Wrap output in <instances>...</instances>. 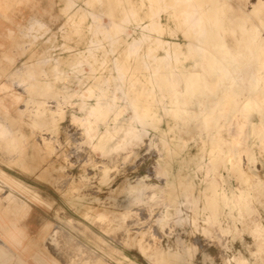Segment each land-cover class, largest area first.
Returning a JSON list of instances; mask_svg holds the SVG:
<instances>
[{
  "label": "rangeland",
  "instance_id": "374dc122",
  "mask_svg": "<svg viewBox=\"0 0 264 264\" xmlns=\"http://www.w3.org/2000/svg\"><path fill=\"white\" fill-rule=\"evenodd\" d=\"M106 1H108V4ZM119 1L123 2L122 0H117V1L116 0H101V2H99L98 0H27L28 4L31 3L35 7L34 8L35 13H34L32 19H30V21H29L30 26H29V24L26 25V27L23 28L22 31H21V29L19 31H16V30L11 31L12 32L11 35L21 36V37H22V35H23V37L25 35V37H26L25 40L27 41V43L28 42L31 43L32 40L34 43H31V44L28 43L26 45V47L28 49L25 48L26 50L23 49L19 53L20 55H24V58L19 62V64L21 66H27L28 69L26 70V73L21 75V76H18V77L13 76L11 78V80L8 79L4 82H7V83L13 82L14 79H18L20 77L22 82L23 81L26 82L25 84L29 85L31 90H32L31 91L30 88L27 86L28 88H27L26 93H24L25 96L23 98H27L28 100H31L32 104H34V105L37 104L36 102H39V100L41 101L42 99H45L46 107L53 109V110H55L57 108H62L66 112L65 113L66 117H60V118H56V119L52 120V121H55L56 122L55 124H57L59 127V133L55 134V139L56 140L59 139L58 138L59 134L62 136L68 134L67 136H70L71 138H73V141H75L73 144L67 145L63 149L55 148V144L51 143L52 147H49V149L52 148L51 150L56 151L57 154L45 156V158L47 159V162L49 160H51V162H52L51 165H53V166L56 165L59 170L61 169V167H63L62 165H64V167L68 171L69 174H68V176L66 175V178H63L64 179L63 181L66 182L69 179L66 183H67V186L68 185H70V186H68L67 188H66V186L64 188H62L61 192H66L67 196L68 197L70 196V198H71V199L70 198L67 199L68 212H74V213L78 212V214L80 215V213H81L80 216L83 217L82 222H83L84 226L82 229H80L78 226H74V223H75L74 221L71 222V221L67 220V222L70 223L69 225H71L72 228H74L73 233H75L74 235H76V237H77V240H76L75 237L73 236L75 241L72 240L74 242L71 241L69 243H71V245L73 243H75V246L79 245L80 240H82L88 244L94 243V241H92V240H94V235L91 237L92 238L91 239L89 237V234L86 233V230H85L87 228L89 230H91L90 229L91 225L94 229L98 230V234L100 235L99 238L101 240L103 238L105 240V242H107L106 244L103 243L104 245H102V246L97 245L98 246V253L97 254L99 255L98 257H96L97 256L96 253L95 252L92 253L90 251V249H83L82 251L78 249V251L76 250L73 252H69V251L62 250V248L68 249V247H65V246L61 247V248H59V250L61 249L60 252L62 254H60V252H59L58 255L63 260L62 263L63 264H77V263L78 264L79 263L80 264H92V263H94L93 261L95 260V264H97V263H99V264H104V263L105 264H108V263L109 264H121V262L124 264H186V263H188V264H224L223 262H225L226 264L228 262H229V264H234V263L236 264V262L233 260V256L239 252L240 254H243V256H246L248 258L247 264H251L252 262H253L252 264H254V263L255 264H263V262H264V253H263L264 252V246L261 250V247H262L261 245H264V242L262 241V240H264V238H263L264 234H263V232H260L259 228L262 227L264 230V227H263V225H264V222H263L264 221V205H263L264 199H257L258 202H256V199L254 197H252L253 200H255L254 202H256V203L253 202L252 198L246 199L247 203L245 202V205L248 207H245L244 201H241L239 199L238 200L233 199V195L235 193H237V194L240 193V190H238V187H239L238 185H240L241 181H240L239 170H237L236 168L234 169L231 166V164H229L228 159H229L230 151L223 152L222 153L223 155L219 156L222 159L224 157V160L226 159L225 163H222L217 168L214 167L215 169H213L212 167H208L210 164L209 160L212 161L213 158L218 156L217 152L215 150H212L210 141H208L209 138H203L204 141L202 142L201 140H194L192 138V134L190 132H187V133L185 132L184 134L183 133L180 134L178 131L173 130L175 123L169 115L168 116L165 115L163 117L164 112L161 111L162 110L161 106H159V108H157V111L159 112V114L161 113V115H162V121L159 123V131L155 132L152 130V128H148L149 125L143 123L144 127H146V126L147 127L144 128L145 132H143L139 138H136L133 141H130V143L127 140L126 142H128V143H124V144L120 145L118 148L116 147L115 150L113 148H110V146L103 149L100 146V144L98 143L99 142L98 136L100 135V133H103L104 130L106 131V127H108L109 130H111V128L114 129L115 125L118 123L120 124L122 121H123L121 123L122 125L129 123L130 117L133 115V112H134V110L131 109L132 107H130L133 104V100H131V99L134 96L137 95L136 97L138 99L137 107L135 108L137 110L139 108L138 106L145 105V107H146V105L149 106L150 104L151 105L155 104V99H152V97H151V98H148L146 100L145 96L143 95V94H145L144 92L140 91L139 93L138 92L135 93L134 91L131 90V88L132 87L134 88V86H136L137 89H140V88L146 87V86L148 87L149 85L145 84V80L146 81L149 79L151 80L152 78H153L152 80H154V79H156V76L157 77L160 76L159 73H158L159 75H157V74L154 75V73H155L154 68L145 69L144 67H141L143 62L144 63L145 62H151L152 63V60L150 59V57L146 56L147 52H148V45H150L149 42H146L142 46V49H140L139 53H137V55L135 54L136 56H132L129 53V51H127L126 46L123 47L122 49H118V50L116 49L118 47L119 41L121 39V37H119V36H121V35L127 36V38L130 41L133 40L132 42H134L135 40H138L137 31H139L141 28L139 29L138 26H136L135 24L128 23V21L125 20L123 23L120 22L121 23V27H120L121 32H119L118 34L116 33L113 36L114 38L111 40H109V38H107L108 37V35H107L108 30L114 31L111 21L115 20V19L113 17L110 18V15H108L106 13H107V11L109 12L110 8L115 7L118 3H121ZM143 1L147 5L146 9H147L148 13L150 14V16L152 17L155 15L154 18L157 19V22L162 21L161 23L163 25H166V23L168 22V19H169L168 18V16H169L168 12H165L164 9L161 8L160 5H157L158 6L157 7L156 4H154L153 0H143ZM250 1L255 2L256 0H250ZM81 2H83V3H81ZM228 2L233 6V8H236V9L241 8L242 10H244L246 12L249 11L250 7L252 6V3H250V4L245 3L246 6H244L239 2V0H229ZM21 4H22V0H0V13H2L1 11H3V9H10V10L16 9ZM74 4L76 6L77 5L78 6L76 7ZM102 4H103V6H102ZM77 8H79V9H77ZM100 10H101V12H100ZM115 13H116V11H115ZM79 15H80V17H79ZM67 16H68V18H67ZM127 18L130 19L129 16ZM37 20H38V22H34ZM92 21H94V22H92ZM96 21H97V23H95ZM187 21L189 23H191V16H189ZM34 23H36V24H34ZM169 23H171V27L175 30L176 26H174L173 24H175L177 22H172L169 20ZM43 26L44 27L47 26V27L44 28ZM59 27H60V29H59ZM90 27H91V29H90ZM100 27L101 28L103 27V28L101 29ZM105 28L107 30H104ZM25 30H27V31H25ZM41 30H42V32H41ZM48 30H49V32H47ZM56 30H57V32H56ZM100 30H102V31H100ZM33 31H34V33H33ZM35 31H36V35H35ZM60 31H61V33H60ZM104 31H105V33H104ZM37 32H39V33L37 34ZM94 32H95V34H94ZM41 33H43L45 36ZM120 33H122V34H120ZM146 33L148 35L149 34L152 35L153 38L158 36L157 34L154 33V31L152 29H149V31H147ZM166 33L160 35V37L163 40H166L169 42L175 41V42H181V43L184 41L183 36H174L173 37L170 35V33H168V32H166ZM26 34L28 36H26ZM32 34H33V37H35V39L31 36ZM77 34H79V35H77ZM29 35L31 36L32 40H31ZM103 35L104 36L106 35V36L104 37ZM128 35H130V36H128ZM99 38H101V39H99ZM104 38L106 39L105 42H103ZM96 39H98V40H96ZM117 39H118V41H117ZM100 40H101V43H100ZM114 40H115V42H112ZM84 41H86V42H84ZM96 41H99V44ZM112 43H114L115 46ZM137 43H138V41H135L133 43V44H135L134 47L132 46L133 50L138 49ZM68 45H70V46H68ZM101 45H103L102 48H101ZM139 45H140V43H139ZM16 46H20V45L16 44ZM143 48H144V50H143ZM114 49H116V50H114ZM63 50H64V52H62ZM25 51H27V52H25ZM76 51L78 54L75 53ZM89 52H91V53H89ZM63 53H65V54H63ZM47 54H49V55H47ZM85 54H87V55H85ZM155 54L156 55H162V51L157 50ZM78 56H81V57H78ZM84 56H86V57H84ZM87 56H88V58H87ZM104 56H106V57H104ZM94 57H95V59H93ZM48 59H50L51 61ZM74 59L76 61L81 60L84 64L82 62H80L78 64L79 66L82 64L80 66V68L78 67V65L75 68H74V66L68 65V64H70V62H74ZM114 59L117 61L118 66H119L117 69L113 66V63L116 62V61H113ZM41 60H43V63ZM46 60H48V61L46 62ZM38 61H41V62L39 63ZM55 61H57V62L55 63ZM85 61L87 64H85ZM186 61H187L186 62L187 65L190 64V62H191V60H188V59ZM16 62H17L16 60L14 62H12L10 67H12V66L14 67V65L16 66ZM95 62L96 63L98 62V63L96 64ZM104 62H105V64H104ZM90 63L92 64V66ZM40 64H42V65H40ZM126 64L130 65L129 69L120 67L122 65L125 66ZM138 64H140L141 66L138 67L137 66ZM83 66H85V67H83ZM90 66L93 67L92 68L93 70L91 69ZM72 68H73V71L75 70L74 71L75 73L72 71ZM140 69H141V71H140ZM143 69H145V70H143ZM81 70L82 71L85 70V72L87 74L85 72H81ZM95 70H97V71H95ZM117 70L119 73L116 72ZM148 70H150V71H148ZM54 71H55V73H54ZM70 71L72 72V74ZM88 71H90V72H88ZM120 71L123 73V75H122V73H120ZM42 73H44V74H42ZM139 73H141L142 75H140ZM29 75L32 78V80L29 77ZM86 75H87V78H86ZM100 75H103V78H106V80H107L106 83H103L104 81H106L105 79H104V81H103V78H101L102 80H100V78H99ZM80 76L82 77V80H81ZM97 76H98V78H97ZM94 77H95V80H94ZM110 77H112V78H110ZM120 77L124 78L123 80H125V81H123ZM27 78L30 79L31 81L28 80ZM58 78H59V80H58ZM113 78H115V79H113ZM119 78L122 80V83H124V84L121 83L122 86L119 83ZM134 78H138L140 80V82L139 83L130 82V81H135ZM75 79H77V80H75ZM82 82H84V83H82ZM67 83H69V84H67ZM107 83H108V85H107ZM98 84H100L99 88H101V89H103V88L106 89V87H107V89H106L107 92L103 89L102 90L103 93L101 91V93H102L101 96L106 95V96L119 97L118 99H116L117 101L116 100L114 101V103L118 104V106H116V107L109 106V108L107 107L105 109V111H107V113H108V117H106L105 120L102 119L104 121H100L101 119L97 113H94V115L91 113L92 115L90 114L88 117H86L88 119H86L84 115H85L86 109L89 108V106H90L88 104H90V101H92V103H94V101L93 100H86V102H85V100H81V98H79L82 96H83V98L89 97L90 93H89V90L87 87L91 88V90H92L91 94L92 95H98V92H99L98 87H97ZM239 84H240V82L238 80H236V81H233L230 85H227L226 88L228 90L229 89L236 90V89H238ZM94 85H96V86H94ZM111 85H113V86H111ZM114 85H116V86H114ZM119 86H121V87H119ZM115 87H117V88L119 87V88L118 89L116 88L117 89L116 90ZM120 88H122V89H120ZM43 89L46 90V92H45L46 94L44 93ZM76 89H77V91H76ZM73 92L74 93L79 92V93L74 94ZM109 92H110V94H108ZM123 92H125V93L123 94ZM64 93H65V95H64ZM80 93L82 94V96L80 95ZM59 94H62V97H59L58 96ZM71 94H74L76 96L70 98V100L67 101V97L70 96ZM126 97L130 98V100H128V98H126ZM97 99L98 98L95 99V103H96ZM100 100H102V99H100ZM149 100L152 102H150ZM97 101L99 102V99ZM129 101H130V103H129ZM131 101H132V104H131ZM110 102L113 103V100ZM110 102H109V104H110ZM125 103H129V104H127L128 106ZM80 107L83 109H81ZM94 107H97V106H94ZM120 107L123 109H120ZM33 108L31 106V109H33ZM31 109L25 108V111L27 110V112H28V110H31ZM84 109H85V111H84ZM206 109H208V108H206ZM82 110H83V112H82ZM138 111H141V110H138ZM110 112L112 115L110 114ZM24 114H26V113H24ZM27 114L30 115L29 112ZM74 114H76V115H74ZM82 114H83V117H82ZM115 114H117V115H115ZM20 115H21V113H20ZM95 115H96V117H95ZM73 116L75 119L73 118ZM68 117H69V119H68ZM78 117H80V119H78ZM124 117H126V118L124 119ZM70 118L71 119L73 118L74 121H73V119H72V121H70ZM76 118H77V120H76ZM97 118H99V119L97 120ZM112 118H113V120H112ZM120 118H122L123 120ZM35 119H37V118H35ZM252 119H253V121L257 122V120L259 118L257 116H253ZM85 120H86V122H85ZM48 121H51V120L49 119ZM77 122H78V124H77ZM103 122L104 123L106 122V123L104 124ZM48 123H50V122H48ZM111 123H112L113 127H112ZM81 124L84 125V127L81 126ZM85 125H87V127L89 129ZM118 126L119 125H116L117 128H118ZM76 128H79V129L76 130ZM84 128L86 129V131H83V130H85ZM90 128H92V129H90ZM164 128H165V130H163ZM171 128L173 131L171 130ZM234 128H236V127H234ZM234 128H232V130H231L233 134H235ZM3 129H5V127ZM63 130H65L69 133L65 134L63 132ZM72 131L73 132L76 131L77 134L74 132V136H73ZM95 131H96V133H95ZM83 132H85L84 134L87 133L86 136L83 134ZM154 132L156 133V135L154 134ZM71 133H72V135H69ZM79 133L81 135H79ZM114 133H116V132H114ZM114 133H112V130H111V134H114ZM90 134H91V136H90ZM92 135H94V136H92ZM43 136L45 138H48L51 135L49 132L44 131ZM87 136H89L91 138L85 139V137L87 138ZM83 137H84V139H83ZM96 138H97V140H96ZM166 138H167V140H166ZM121 142L122 141H120V143ZM180 143H182V146L181 147L178 146L179 149H177L175 146L180 144ZM183 145L185 147H183ZM68 146H70V147L68 148ZM97 146H99V147H97ZM167 146H168V148H167ZM94 147H96L97 150ZM111 147H113L112 144H111ZM201 147L203 148V150H201L202 149ZM184 148H185V150H184ZM74 149H76V150H74ZM67 150L69 152L66 154L65 151H67ZM208 150L210 152H212L213 154H211ZM215 153L217 155H215ZM227 153H228V155H226ZM208 154H211V155H208ZM109 155H110V161H112L111 156L113 155V157L116 158V159H114V161L115 160L120 161L121 165L124 167L123 174L119 175L117 177V179L114 180L113 184H116V185L123 184V182H127L128 179L133 180V181H136L137 179L138 180L141 179L136 183V185H137L136 188L142 189L141 194H140V199H138L139 200L138 203H136L133 206V210L131 212L132 213L131 217L128 220L126 218L127 223L130 222V226L126 223V221L124 219L122 222L123 223L122 226L124 225V223L128 226L124 225L123 228L120 227V225H121L120 220L121 219H116L117 221H115V219H111L112 217L107 216L108 217L107 218L106 216H99V215H97L98 214L97 211L92 212V211H90L89 207L83 208V206H82V204L88 205V203H90L89 201H84V203H83V199H81V196H84V194L90 195V190L94 189V184H95L94 181L95 180H93V179L90 180L92 182L91 187H90V185L87 187L82 186L81 182H83V181H82L81 175L90 174L91 173L90 168L92 170L93 169L97 170V167L95 168V166H94L95 163H98V164L108 163V164H110V161H108L109 159L104 160V158L108 157ZM51 156H52V159H51ZM118 157H119V159H118ZM55 158H57V159H55ZM59 159H61V160H59ZM128 159H129V161H128ZM68 160H69V162H68ZM102 160H104V161H102ZM136 160L137 161L140 160V161L136 162ZM206 161H208L209 164H207ZM159 166L163 167L162 171H160L158 169ZM197 168L199 170L198 173L196 172V171H198ZM208 168H210L211 170H209ZM212 169H213V171H212ZM81 170L82 171L85 170V171L82 172ZM195 173L197 174V178H196ZM199 173H200V175H199ZM219 175H221V176H219ZM185 176L187 178H185ZM206 176H207V178H206ZM189 177L191 180H189ZM176 179H178L179 183L177 182ZM211 180L212 181L216 180V182H214V184L215 183L218 184L219 192H225L226 194H228L231 197L230 201H229V199L226 200V199H221V198L220 199H210V195H212L211 186L213 184V182ZM174 182H175V184H174ZM176 182L178 183V185ZM182 182H184V183H182ZM186 182L188 183V185H186L187 184ZM191 182L195 185H193ZM83 184H84V182H83ZM176 185L178 188L175 187ZM142 186L144 188H142ZM145 188H148V190ZM193 189H195L194 192H193ZM221 189H222V191H221ZM175 190H176V193H175ZM180 190L183 191V193ZM191 190H192V192H191ZM73 192H74V194H73ZM160 192H161V194H160ZM164 192H166V193H164ZM154 193H155V195H154ZM191 193H192V195H190ZM152 194L154 197H152ZM54 195L58 196L57 194H54ZM166 197H167V199H166ZM164 199H166L167 201ZM213 200L217 201L218 206H219V211H220L219 213L216 214V216L212 215L211 211H210V205L213 202ZM260 200H263V202H261ZM162 201L164 202V204ZM172 201L174 202V204ZM177 201L179 202V204ZM189 201H191V202H189ZM236 201H237V203H235ZM248 201H251V202L248 203ZM165 202L168 203V204H166L167 206L165 205ZM182 202H185V203L182 204ZM226 202H228V203H226ZM75 203H76V205H75ZM79 203L81 205L80 207L77 206ZM241 203L243 205H241ZM251 203H252V205H251ZM168 205H170L171 207ZM249 205H250V207H249ZM243 206L249 213H246V210L242 208ZM252 208H253V210L255 209L253 212H252ZM237 210L240 213L242 211V213H244L243 214L244 216H246V217L249 216L248 220L246 217H243L242 214L238 213ZM257 210H258V212H257ZM207 211H209V212H207ZM229 211H230V213H229ZM243 211H245V212H243ZM175 212L177 214H175ZM250 212L256 214V215L254 214L255 218L253 217V214ZM87 213H89V214H87ZM257 213L259 214V216ZM210 215H212L213 218ZM97 216H99L101 219L97 218ZM139 216H141V217H139ZM205 216H207V217H205ZM214 216H215V218H214ZM237 216H240V218ZM257 216L259 218H257ZM91 217H93L95 219H93V218L90 219ZM230 218H232V219H230ZM242 218L246 219V220H243ZM251 218H253L255 222L251 221V220H253ZM180 219H182V220H180ZM235 219L236 220L238 219V220L234 221ZM100 220H101V222H100ZM105 220L109 224L104 223V222H106ZM212 220H213V222H212ZM240 220H242V223ZM86 221L87 222L89 221V222L87 223ZM233 221L235 223H233ZM250 221L253 224L252 226H250L251 225ZM218 222H219V224H217ZM243 222H245V224ZM89 223H92V224H89ZM99 223H100V225H98ZM115 223H116V227H114ZM209 223L212 226L209 225ZM214 223H215V226H214ZM105 224H106V226H105ZM107 225H108V227H107ZM216 225H219V226H216ZM227 225H229V228L227 227ZM144 226H146V227H144ZM128 227L130 229L133 228V231H139V230H146L147 231L146 234H144V241H142V244L135 242L134 240L131 241V238L128 239V237L126 236V230ZM251 227H253V228L251 229ZM121 228L123 229L125 236L122 232H120V231H122ZM180 228H181V230H180ZM249 229H250V231H249ZM255 229H256V231H255ZM80 230H82V232ZM110 231H115L114 235H112L113 233L111 234ZM118 232H119V234H118ZM153 232H154V234H152ZM257 233H259V234L257 235ZM122 234H123V236H122ZM254 234H256V236ZM121 236L125 237V238H122ZM260 237L263 239L261 240ZM89 239H90V241H89ZM197 239H199V240L197 241ZM257 239H258V241H257ZM123 240L125 242L128 240L129 243H128V241L126 243H124ZM259 240L263 244L261 242H259ZM195 241H197V242L195 243ZM255 242L259 245L260 248L258 247V245H256ZM95 243H97V242H95ZM122 244H124V245H122ZM138 244H140V245L138 246ZM245 244H246V246H245ZM248 244H250V248L248 247L249 246ZM83 245H86V244L83 243ZM93 246H94V244H93ZM97 246H95V247L97 248ZM168 246H170V247L168 248ZM202 247L206 248V250L209 251V253L211 255L209 260L205 261L201 257L197 258L194 255L195 250L198 248L201 249ZM245 247H248V249H246ZM253 248H254V250H252ZM256 248H257V251H256ZM247 250H249L250 252H248ZM93 251H94V249H93ZM79 252L80 253L82 252V253L80 254ZM168 252L172 254L171 259H169L171 261L165 263V262H163L164 260H162L161 258H162V256H164V253L168 254ZM243 252H245V253H243ZM253 252H255V253L257 252V254H255ZM63 253L65 256H62ZM78 253L81 256H82V254H85V255L83 257H80L78 255ZM250 253L251 254L253 253V255H251ZM260 253H262L261 256L263 255L262 257L260 256L261 259L259 256H257L258 254L260 255ZM93 254L96 255V256L94 255L96 257V259L93 256ZM119 254H120V256H119ZM185 255H187V257L185 259H183V256H185ZM106 256H108V257H106ZM251 256H252V258H249ZM254 256H256V259ZM86 257H88V258L86 259ZM212 257H215V258H213L214 260L211 259ZM80 258H84V259H80ZM90 258L91 259L94 258V259L91 260ZM186 259H187V261H186ZM230 259H232V261ZM85 260H86V262H85ZM258 262H260V263H258Z\"/></svg>",
  "mask_w": 264,
  "mask_h": 264
},
{
  "label": "bare ground",
  "instance_id": "6f19581e",
  "mask_svg": "<svg viewBox=\"0 0 264 264\" xmlns=\"http://www.w3.org/2000/svg\"><path fill=\"white\" fill-rule=\"evenodd\" d=\"M99 2H101V0H98ZM117 1V0H116ZM123 2L118 3L115 7L110 8L109 12L107 11L106 14L110 15V18H114L115 20H112V27L114 31H109L107 32V35L109 38V40L113 39L114 35L119 32H121V23L120 22H124L125 20L128 21V23H133L136 26H138V28L140 29L139 31H137V38L138 41L137 43V50H133L132 46L134 47L135 44H133L134 42L130 41L127 36H119L121 37L118 47L116 48L118 49H122L123 47L126 46L127 51H129V53L132 56H136L137 53H139L140 49H142V46L146 43L149 42L150 45H148V52H147V57H150V59L152 60L151 62H143L142 66L140 64H138L137 66H141L144 67L145 69L148 68H154L155 73L154 75H159V77L156 76V79L154 80H145V84L149 85L148 87H142L140 89H137L136 86H134V88L132 87L131 90L136 92H144L145 94H143L146 98V100L148 98L155 99V104L154 105H141L138 106V111L137 109H135L137 107V95L134 96L131 100H133V104L131 101V109L134 110L133 115L130 117L129 123L127 124H116L119 125L118 128L114 127V129H112V133L111 134V130H109L108 127H106V131L104 130V132L106 133H100V135L98 136L99 139V144L100 146L104 149L106 147L113 148L115 150V148L119 147L120 145L124 144V143H128L126 142L127 140L129 141H133L136 138H139L141 136V134L143 132H145L146 127H144V124L149 125L148 128H152L153 131L157 132L159 131V123L162 121V115L161 113L159 114V112L157 111V108H159V106L162 107V110L164 112L163 117L166 116H170L172 118V120L174 121L175 125L173 127V130L178 131L180 134H184L185 132H190L192 134V138L194 140H201L202 142L204 141L203 138H209L208 141H210L212 150H215L218 154L217 157L213 158L212 161L209 160L207 164H209L208 167H212L213 169L217 168L219 165H221L222 163H225L226 159L224 160L219 156L223 155V152H227L230 151L229 154V164H231V166L237 170H239L240 173V185H238V190H240V193H235L233 195V199H239L241 201H244V205L246 202V199H250L252 197H254L256 199H264V0H256L255 2H251L250 0H239V2L246 6L245 3H252V6L250 7L249 11H244L241 8L236 9L233 8V6L228 2L229 0H153L154 4L160 5L161 8L164 9L165 12H168V22L166 23V25H163L160 21L157 22V19L154 18L155 17V13L153 14L154 16H150V14L147 11V5L143 0H122ZM108 4V1H106ZM83 3V2H81ZM152 3V2H151ZM99 4V3H98ZM75 5V4H74ZM85 5V4H84ZM101 5V4H100ZM110 5V4H109ZM76 6V5H75ZM78 6V5H77ZM76 6V7H77ZM88 6V5H87ZM103 6V4H102ZM155 6V5H154ZM73 7V6H72ZM158 7V6H157ZM67 8V7H66ZM75 8V7H74ZM70 9V8H69ZM76 9V8H75ZM74 9V10H75ZM79 9V8H77ZM101 9V8H100ZM159 9V8H158ZM86 10V9H85ZM64 11V10H63ZM116 11V13H115ZM69 12V11H68ZM73 12V11H72ZM79 12V11H78ZM101 12V10H100ZM104 12V11H103ZM102 12V13H103ZM82 13V12H81ZM101 13V14H102ZM66 16V15H65ZM74 16V15H73ZM130 17L127 18V17ZM189 16H191V23H189L187 20L189 18ZM80 17V15H79ZM107 17V16H106ZM105 17V18H106ZM109 17V16H108ZM68 18V16H67ZM89 18V17H88ZM167 18V17H166ZM109 19V18H108ZM70 20V19H69ZM96 20V19H95ZM111 20V19H110ZM169 20L172 22H177L175 24H173L174 26H176V29L174 30L171 27V23H169ZM98 21V20H97ZM97 21L95 23H97ZM34 22H38L34 21ZM67 22V21H66ZM94 22V21H92ZM29 24V23H28ZM36 24V23H34ZM33 24V25H34ZM101 24V23H100ZM170 24V25H169ZM43 25V24H42ZM96 25V24H95ZM30 26V24H29ZM61 26V25H60ZM24 27V26H23ZM38 27V26H37ZM44 27V26H43ZM47 27V26H45ZM44 27V28H45ZM110 27V26H109ZM30 28V27H29ZM62 28V27H61ZM101 28V27H100ZM103 28V27H102ZM101 28V29H102ZM27 29V28H26ZM60 29V27H59ZM91 29V27H90ZM93 29V28H92ZM125 29V28H124ZM149 29H152L154 31L155 34H157L158 36L153 38L152 35H148L146 32L149 31ZM28 30V29H27ZM25 30V31H27ZM39 30V29H38ZM45 30V29H44ZM78 30V29H77ZM104 30H107L106 28ZM126 30V29H125ZM124 30V31H125ZM22 31V30H21ZM37 31V30H36ZM36 31H35V35H36ZM76 31V30H75ZM102 31V30H100ZM99 31V32H100ZM42 32V30H41ZM46 32V31H45ZM49 32V30L47 31ZM57 32V30H56ZM64 32V31H63ZM170 33L171 36H183L184 37V41L181 42H169L166 40H163L160 35L164 34V33ZM19 33V32H18ZM21 33V32H20ZM34 33V31H33ZM39 32H37L38 34ZM61 33V31H60ZM103 33V32H102ZM101 33V34H102ZM105 33V31H104ZM22 34V33H21ZM43 34V33H41ZM90 34V33H89ZM95 34V32H94ZM122 34V33H120ZM167 34V33H166ZM44 35V34H43ZM79 35V34H77ZM23 36V35H22ZM26 36H28L26 34ZM30 36V35H29ZM33 37V34L31 35ZM30 36V38H31ZM45 36V35H44ZM94 36V35H93ZM100 36V35H99ZM104 36V35H103ZM106 36V35H105ZM104 36V37H105ZM130 36V35H128ZM25 37V35H24ZM53 37V36H52ZM126 37V38H125ZM152 37V38H151ZM23 38V37H22ZM26 38V37H25ZM24 38V39H25ZM35 39V37H33ZM71 38V37H70ZM86 38V37H85ZM84 38V39H85ZM102 38V37H101ZM99 38V39H101ZM29 39V38H28ZM32 40V38H31ZM78 40V39H77ZM98 40V39H96ZM105 38L104 41L105 42ZM177 40V39H176ZM183 40V39H182ZM48 41V40H47ZM61 41V40H60ZM108 41V40H107ZM118 41V39H117ZM86 42V41H84ZM99 44V41H96ZM95 42V43H96ZM102 42V43H103ZM111 42V41H110ZM112 42H115L112 41ZM29 44L34 43L33 40L32 42H28ZM27 43V44H28ZM55 43V42H54ZM101 43V40H100ZM140 43V45H139ZM79 44V43H78ZM114 44V43H112ZM111 44V45H112ZM22 45H26L23 44ZM64 45V44H63ZM81 45V44H80ZM107 45V44H106ZM29 46V45H28ZM51 46V45H50ZM61 46V45H60ZM70 46V45H68ZM74 46V45H73ZM87 46V45H86ZM96 46V45H95ZM103 45H101L102 48ZM115 46V44H114ZM22 47V46H21ZM24 47V46H23ZM54 47V46H53ZM82 47V46H81ZM90 47V46H89ZM110 47V46H109ZM25 48V47H24ZM27 48V47H26ZM57 48V47H56ZM73 48V47H72ZM84 48V47H83ZM92 48V47H91ZM98 48V47H97ZM115 48V47H114ZM28 49V48H27ZM54 49V48H53ZM66 49V48H65ZM70 49V48H69ZM90 49V48H89ZM105 49V48H104ZM112 49V48H111ZM114 49V50H116ZM26 50V49H25ZM51 50V49H50ZM71 50V49H70ZM79 50V49H78ZM103 50V49H102ZM113 50V49H112ZM111 50V51H112ZM144 50V48H143ZM162 51V55H156V51ZM29 51V50H28ZM82 51V50H81ZM86 51V50H85ZM84 51V52H85ZM94 51V50H93ZM106 51V50H105ZM104 51V52H105ZM27 52V51H25ZM46 52V51H45ZM64 52V50L62 51ZM114 52V51H113ZM68 53V52H67ZM77 53V51L75 52ZM91 53V52H89ZM159 53V52H158ZM25 54V53H24ZM65 54V53H63ZM78 54V53H77ZM102 54V53H101ZM115 54V53H114ZM136 54V55H135ZM49 55V54H47ZM76 55V54H75ZM87 55V54H85ZM93 55V54H92ZM96 55V54H95ZM106 55V54H105ZM61 56V55H60ZM82 56V55H81ZM78 56V57H81ZM59 57V56H58ZM76 57V56H75ZM86 57V56H84ZM106 57V56H104ZM138 57V56H137ZM88 58V56H87ZM86 58V59H87ZM91 58V57H90ZM78 59V58H77ZM81 59V58H80ZM92 59V58H91ZM95 59V57L93 58ZM100 59V58H99ZM105 59V58H104ZM116 59V58H115ZM113 61H116V60ZM144 59V58H143ZM191 60L190 64L187 65V61L186 60ZM50 60V59H48ZM46 60V62L48 61ZM101 60V59H100ZM149 60V59H148ZM43 63V60H41ZM41 61H38L39 63ZM51 61V60H50ZM87 61V60H86ZM85 61V64H87ZM95 61V60H94ZM37 62V63H38ZM57 61H55L56 63ZM75 62V63H74ZM74 62H70V66H74V68L80 63L82 62L81 60H75ZM88 62V61H87ZM36 63V62H35ZM83 63V62H82ZM96 63V62H95ZM98 63V62H97ZM96 63V64H97ZM103 63V62H102ZM73 64V65H72ZM84 64V63H83ZM89 64V63H88ZM91 64V63H90ZM94 64V63H93ZM95 64V65H96ZM105 64V62H104ZM103 64V65H104ZM39 65V64H38ZM42 65V64H40ZM82 65V64H81ZM80 65V66H81ZM100 65V64H99ZM54 66V65H53ZM69 66V67H70ZM80 66L78 65V67L80 68ZM92 66V64H91ZM90 66V67H91ZM97 66V65H96ZM101 66V65H100ZM99 66V67H100ZM113 66L117 69L118 63L117 61L115 63H113ZM135 66V65H134ZM55 67V66H54ZM85 67V66H83ZM89 67V68H90ZM102 67V66H101ZM100 67V68H101ZM121 68H126L129 69L130 65L126 64L125 66L122 65L120 66ZM56 68V67H55ZM93 67H91L92 69ZM99 68V69H100ZM21 69V68H20ZM19 69V70H20ZM26 69V68H25ZM53 69V68H52ZM83 69V68H82ZM114 69V68H113ZM143 69V70H145ZM54 70V69H53ZM52 70V71H53ZM80 70V69H79ZM93 70V69H92ZM157 70V71H156ZM21 71V70H20ZM73 71V68H72ZM75 71V70H74ZM73 71V72H74ZM97 71V70H95ZM122 71V70H121ZM120 71V73H122ZM141 71V69H140ZM150 71V70H148ZM23 72V71H21ZM71 72V71H70ZM69 72V73H70ZM77 72V71H76ZM81 72H85L81 70ZM90 72V71H88ZM94 72V71H93ZM110 72V71H109ZM112 72V71H111ZM114 72V71H113ZM118 72V70L116 71ZM128 72V71H127ZM20 73V72H19ZM31 73V72H30ZM55 73V71H54ZM75 73V72H74ZM86 73V72H85ZM92 73V72H91ZM119 73V72H118ZM159 73V74H158ZM32 74V73H31ZM72 74V72H71ZM77 74V73H76ZM75 74V75H76ZM83 74V73H82ZM87 74V73H86ZM89 74V73H88ZM97 74V73H96ZM101 74V73H100ZM140 75H142L141 73H139ZM50 75V74H49ZM48 75V76H49ZM62 75V74H61ZM74 75V74H73ZM110 75V74H109ZM123 75V73H122ZM150 75V74H149ZM21 76V75H20ZM33 76V75H32ZM65 76V75H64ZM68 76V75H67ZM96 76V75H95ZM119 76V75H118ZM144 76V75H143ZM142 76V77H143ZM30 77V75H29ZM34 77V76H33ZM36 77V76H35ZM57 77V76H56ZM77 77V76H76ZM81 77V76H80ZM89 77V76H88ZM91 77V76H90ZM122 77V76H121ZM120 77V78H121ZM124 77V76H123ZM146 77V76H145ZM20 78V77H19ZM31 78V77H30ZM68 78V77H67ZM66 78V79H67ZM87 78V75H86ZM85 78V79H86ZM98 78V76H97ZM100 80H102L101 78H103V75L99 76ZM108 78V77H107ZM112 78V77H110ZM119 78V83H122V80L124 78ZM28 79V78H27ZM53 79V78H52ZM55 79V78H54ZM65 79V80H66ZM90 79V78H89ZM106 80V78H103ZM115 79V78H113ZM144 79V78H143ZM30 80V79H28ZM32 80V78H31ZM30 80V81H31ZM59 80V78H58ZM74 80V79H73ZM77 80V79H75ZM80 80V79H79ZM82 80V77H81ZM95 80V77H94ZM111 80V79H110ZM109 80V81H110ZM135 81H130L133 83H139L140 80L138 78H134ZM137 80V81H136ZM238 80L240 82L238 89L236 90H231V89H227V85H230L233 81ZM63 81V80H62ZM98 81V80H97ZM125 81V80H123ZM22 82V81H21ZM61 82V81H60ZM106 81H104L103 83H106ZM113 82V81H112ZM26 83V82H23ZM22 83V84H23ZM84 83V82H82ZM87 83V82H86ZM102 83V84H103ZM118 83V82H117ZM116 83V84H117ZM128 83V82H127ZM14 84V83H12ZM60 84V83H59ZM69 84V83H67ZM79 84V83H78ZM101 84V83H100ZM97 85L98 87V95H92L91 94V88L87 87L89 90V97L87 98H83L82 94L80 93V95L82 97L81 100H93L94 103H92V101H90V105L89 108L86 109L85 112V118L88 117L91 113L94 115V113H97L98 116L100 117V121H104L106 117H108V113L107 111H105V109L109 106H118V104L114 103V101L116 99H118L119 97L116 96H106V95H102L103 93V89L106 91L105 88L101 89L99 88V85ZM113 84V83H112ZM124 84V83H122ZM121 84V86H122ZM90 85V84H89ZM104 85V84H103ZM102 85V86H103ZM108 85V83H107ZM126 85V84H125ZM18 86V84H17ZM25 86V85H24ZM29 87V85H26V87ZM63 86V85H62ZM65 86V85H64ZM96 86V85H94ZM113 86V85H111ZM116 86V85H114ZM119 86V87H121ZM133 86V85H132ZM15 87V86H14ZM23 86H21L22 88ZM27 87V88H28ZM118 87V88H119ZM33 88V87H32ZM64 88V87H63ZM93 88V87H92ZM117 87H115L116 89ZM117 88V89H118ZM46 89V88H45ZM43 89L44 93L46 92V90ZM51 89V88H50ZM114 89V88H113ZM116 89V90H117ZM122 89V88H120ZM31 90V88H30ZM68 90V89H67ZM71 90V89H70ZM79 90V89H78ZM95 90V89H94ZM25 91H27L25 89ZM32 91V90H31ZM74 91V90H73ZM77 91V89H76ZM84 91V90H83ZM102 91V93H101ZM49 92V91H48ZM107 92V91H106ZM113 92V91H112ZM127 92V91H126ZM63 93V92H62ZM69 93V92H68ZM71 93V92H70ZM74 93V92H73ZM79 92H75L74 94H78ZM95 93V92H94ZM125 92H123L124 94ZM131 93V92H130ZM46 94V93H45ZM74 94H71L70 96H66L67 97V101L70 100V98L76 96ZM96 94V93H95ZM105 94V93H104ZM110 94V92L108 93ZM132 94V93H131ZM65 95V93H64ZM69 95V94H68ZM126 95V94H125ZM59 97H62V94L58 95ZM88 96V95H87ZM127 96V95H126ZM139 96V95H138ZM78 97V96H77ZM86 97V96H85ZM98 98L99 102L96 100L95 103V99ZM123 98V97H122ZM128 98V97H126ZM65 99V98H64ZM102 99V100H100ZM113 100V103H111L110 101ZM124 100V99H123ZM128 100H130V98H128ZM151 100V99H150ZM149 100V101H150ZM117 101V100H116ZM125 101V100H124ZM127 101V100H126ZM45 99H42L41 101L39 100V102H36L37 104H35L34 108L28 110L30 116H33L34 119V123L30 125V127L32 128L34 133H40L41 136L43 137V146L44 147H52L51 143L55 144V148H60L63 149L65 146L67 145H71L73 144L75 141H73V138H71L70 136H67L69 132L63 130V132L67 135H60L59 134V139L56 140L55 139V134L59 133V127L57 124H55V121H52L56 118H60V117H66L65 116V111L62 108H57L55 110L50 109L48 107H46L45 105ZM98 102V103H97ZM110 102V104H109ZM146 102V101H145ZM144 102V103H145ZM152 102V101H150ZM83 103V102H82ZM130 103V101H129ZM129 103H125L126 105ZM83 105V104H82ZM85 105V104H84ZM26 106V105H25ZM81 106V105H80ZM97 106V107H94ZM120 106V105H119ZM124 106V105H123ZM128 106V105H127ZM29 108V106H27ZM83 107V106H82ZM113 107V108H114ZM126 107V106H125ZM148 107V108H147ZM78 108V107H77ZM81 108V107H80ZM84 108V107H83ZM81 108V109H83ZM86 108V107H85ZM208 108V109H206ZM80 109V110H81ZM119 109V108H118ZM120 109H123L120 107ZM119 109V110H120ZM108 110V109H107ZM23 111V109H22ZM27 111V110H26ZM75 111V110H74ZM79 111V110H78ZM85 111V109H84ZM109 111V110H108ZM125 111V110H124ZM83 112V110H82ZM127 112V111H126ZM162 112V113H163ZM115 113V112H114ZM84 114V113H83ZM82 114V117H83ZM91 114V115H92ZM111 114V112H110ZM119 114V113H118ZM125 114V113H124ZM123 114V115H124ZM22 115V113H21ZM76 115V114H74ZM112 115V114H111ZM117 115V114H115ZM72 116V115H71ZM81 116V115H80ZM253 116H257L259 119L257 120V122L253 121ZM81 117V118H82ZM96 117V115H95ZM110 117V116H109ZM127 117V116H126ZM124 117V119L126 118ZM74 118V116H73ZM72 118V119H73ZM117 118V117H116ZM115 118V119H116ZM119 118V117H118ZM123 118V117H122ZM120 118V119H122ZM51 121H48V120ZM69 119V117H68ZM72 119L70 118V121H72ZM75 119V118H74ZM73 119V121H74ZM78 119H80V117H78ZM88 119V118H86ZM99 118H97L98 120ZM104 119V120H102ZM58 120V119H57ZM66 120V119H65ZM77 120V118H76ZM113 120V118H112ZM117 120V119H116ZM119 120V119H118ZM123 120V119H122ZM5 121V120H4ZM38 121L44 122V123H39ZM88 121V120H87ZM99 121V122H100ZM107 121V120H106ZM50 122V123H48ZM79 122V121H78ZM77 122V124H78ZM86 122V120H85ZM98 122V123H99ZM126 122V121H125ZM124 122V123H125ZM6 123V122H5ZM70 123V122H69ZM101 123V122H100ZM104 123V122H103ZM106 123V122H105ZM104 123V124H105ZM71 124V123H70ZM80 125V124H79ZM108 125V124H107ZM106 125V126H107ZM112 125V123H111ZM8 126V125H7ZM16 127H19L20 125H14ZM81 126L84 127V125L81 124ZM87 127V125H85ZM151 126V127H150ZM164 126V125H163ZM6 128L5 124H1L0 123V129ZM9 127V126H8ZM113 127V125H112ZM236 127V128H234ZM70 128V127H69ZM88 128V127H87ZM232 128H234L235 130V134L232 133ZM11 129V128H10ZM79 128H76V130H78ZM85 129V128H84ZM89 129V128H88ZM92 129V128H90ZM96 129V128H95ZM17 130V129H16ZM97 130V129H96ZM165 130V128L163 129ZM172 130V128H171ZM172 130V131H173ZM47 131L50 133V137L45 138L43 136V132ZM83 131H86L83 130ZM114 131V132H113ZM147 131V130H146ZM21 132V130H19V133ZM62 132V133H63ZM76 133V131H74ZM74 132L73 136H74ZM78 132V131H77ZM99 132V131H98ZM154 132V134L156 135V133ZM166 132V131H165ZM171 132V131H170ZM12 133V132H11ZM69 134V135H72ZM82 133V132H81ZM85 132H83L84 134ZM90 133V132H89ZM92 133V132H91ZM96 133V131H95ZM13 134V133H12ZM77 134V133H76ZM82 134V135H83ZM87 134V133H86ZM86 134H84L86 136ZM79 135H81L79 133ZM171 135V134H170ZM174 135V134H173ZM76 136V135H75ZM91 136V134H90ZM94 136V135H92ZM13 138V136H11ZM54 137V138H53ZM97 137V136H96ZM10 138V137H9ZM11 138V139H12ZM91 138L89 136H87V138L85 137V139ZM9 139V140H11ZM76 139V138H75ZM84 139V137H83ZM169 139V138H168ZM9 140H7L9 142ZM78 140V139H77ZM76 140V141H77ZM97 140V138H96ZM95 140V141H96ZM109 140V141H108ZM167 140V138H166ZM173 140V139H172ZM80 141V140H79ZM120 141H122L120 143ZM200 141V142H201ZM182 142V141H181ZM41 143V142H40ZM77 143V142H76ZM109 143V144H108ZM184 143V142H183ZM95 144V143H94ZM97 144V143H96ZM111 144L113 147H111ZM6 145V144H5ZM14 145V144H13ZM16 145V144H15ZM168 145V144H167ZM186 145V144H185ZM8 146V145H7ZM7 146L5 149H7ZM54 146V145H53ZM96 146V145H95ZM182 146V143L176 145L175 147L177 149ZM10 147V146H9ZM16 147V146H15ZM14 147V148H15ZM70 146H68L69 148ZM82 147V146H81ZM99 147V146H97ZM159 147V146H158ZM183 147H185L183 145ZM13 146L11 148L14 149ZM17 148V147H16ZM54 148V147H53ZM96 148V147H94ZM101 148V149H102ZM168 148V146H167ZM202 148V147H201ZM205 148V147H204ZM2 149V148H1ZM52 149V148H51ZM50 149V155H56L57 152L56 151H52ZM108 149V148H107ZM10 150V148H9ZM76 150V149H74ZM97 150V148H96ZM112 150V149H111ZM185 150V148H184ZM197 150V149H196ZM203 150V148L201 149ZM210 150V149H209ZM208 150V151H209ZM2 151V150H1ZM0 151V152H1ZM8 151V149L6 150ZM14 151V150H13ZM17 151V150H16ZM63 151V150H62ZM61 151V152H62ZM109 151V150H108ZM169 151V150H168ZM11 152V151H10ZM60 152V151H59ZM66 154L69 152L68 150L65 151ZM111 152V151H110ZM114 152V151H113ZM210 152V151H209ZM9 153V151H8ZM15 153V152H14ZM17 153V152H16ZM170 153V152H169ZM211 154H213L212 152H210ZM1 154V153H0ZM5 154V153H4ZM12 154V153H11ZM208 154V155H211ZM215 153V155H217ZM70 155V154H69ZM168 155V154H167ZM228 155V153L226 154ZM85 156V155H84ZM170 156V155H169ZM6 157V155H5ZM59 157V156H58ZM61 157V156H60ZM117 157V156H116ZM128 157V156H127ZM185 157V156H184ZM7 158V157H6ZM11 158V156H10ZM9 158V159H10ZM13 158V157H12ZM43 158V159H42ZM39 157L36 156L35 162H45V163H50L52 164L51 160H49L47 162V159L45 157ZM72 158V157H71ZM80 158V157H79ZM84 158V157H83ZM82 158V159H83ZM226 158V157H225ZM5 159V158H4ZM52 159V156H51ZM57 159V158H55ZM108 160L110 161V155L106 158H104V160ZM114 159H116L115 157H113V155L111 156V160L110 164L106 163V164H98L95 163L94 166L95 168L97 167V170L95 169H91V173L90 174H84L81 175L82 181V186H92L91 185V179L95 180L94 181V189L90 190V195L88 194H84V196H81V199H83V203L84 201H89L90 203H88V205H84L82 204L83 208H87L89 207L90 211L95 212L97 211L99 216H108V217H112L111 219H115V221H117L116 219H121V225L120 227H124V225H126L124 223V225L122 226V222L125 219L126 223L127 220L131 217L132 215V210H133V206L138 203V199H140V194H141V190L142 189H137L136 188V183L141 180V179H137L136 181L130 180L128 179L127 182H123V184H113L114 180L117 179V177L121 174H123L124 171V167L121 165L120 161H114ZM119 159V157H118ZM117 159V160H118ZM185 159V158H184ZM211 159V158H210ZM61 160V159H59ZM98 160V159H97ZM102 160V161H104ZM205 160V159H204ZM53 161V160H52ZM90 161V160H89ZM100 161V160H99ZM129 161V159H128ZM127 161V162H128ZM140 161V160H138ZM136 160V162H138ZM58 162V161H57ZM69 162V160H68ZM101 162V161H100ZM125 162V161H124ZM123 162V163H124ZM135 162V163H136ZM205 162V163H206ZM62 163V162H61ZM71 163V162H70ZM92 163V162H91ZM56 164V163H55ZM72 164V163H71ZM61 165V164H60ZM66 165V164H65ZM53 167V165H51ZM63 167H61V169L59 170L58 173H55L53 175V181L49 182V183H45V185L47 186L48 190H51V192L53 194H57L59 199H68L70 198V196H67L66 192H61V189L64 188L66 186V188L70 185L67 186V180L66 182H64L63 178H66V175L68 176V171L66 170V168L64 167V165H62ZM93 166V167H94ZM215 167V168H214ZM86 169V168H85ZM158 169L160 171L163 170L162 166H159ZM202 169V168H201ZM205 169V168H204ZM209 170H211L210 168H208ZM212 169V171H213ZM52 170V169H51ZM158 170V171H159ZM196 170V169H195ZM198 170V168H197ZM220 170V169H219ZM53 171V170H52ZM82 171V170H81ZM85 170H83L82 172H84ZM208 171V170H207ZM224 171V170H223ZM197 173L199 172L196 171ZM202 172V171H201ZM200 172V173H201ZM125 173V172H124ZM161 173V172H160ZM199 173V175H200ZM166 174V173H165ZM196 174V173H195ZM215 174V173H214ZM217 174V173H216ZM218 175V174H217ZM211 176V175H210ZM213 176V175H212ZM221 176V175H219ZM168 177V176H167ZM215 177V176H214ZM230 177V176H229ZM185 178H187L185 176ZM196 178H197V174H196ZM207 178V176H206ZM216 178V177H215ZM75 179V178H74ZM211 179V178H210ZM209 179V180H210ZM219 179V178H218ZM78 180V179H77ZM178 182V179H176ZM189 180L190 177H189ZM213 180V179H212ZM211 180V181H212ZM201 181V180H200ZM210 181V182H211ZM176 182V183H177ZM181 182V181H180ZM193 182V181H192ZM191 182V183H192ZM195 182V181H194ZM213 184L211 186V192L212 195H210V199H231V197L226 194L225 192H219L218 190V184H214L215 181H212ZM220 182V181H219ZM179 183V182H178ZM177 183V185H178ZM184 183V182H182ZM187 183V182H186ZM185 183V184H186ZM237 183V182H236ZM144 184V183H143ZM175 184V182H174ZM193 184V183H192ZM232 184V183H231ZM145 185V184H144ZM167 185V184H166ZM177 185L175 187H177ZM188 185V183L186 184ZM195 185V184H193ZM224 185V184H223ZM234 185V184H233ZM236 185V184H235ZM198 186V185H197ZM202 186V185H201ZM158 187V186H157ZM225 187V186H224ZM236 187V186H235ZM142 188H144L142 186ZM152 188V187H151ZM178 188V187H177ZM194 188V187H193ZM228 188V187H227ZM71 189V188H70ZM86 189V188H85ZM148 190V188H145ZM155 189V188H154ZM176 189V188H175ZM183 189V188H182ZM191 189V188H190ZM224 189V188H223ZM87 190V189H86ZM144 190V189H143ZM153 190V189H152ZM161 190V189H160ZM195 189H193L194 192ZM179 191V190H178ZM181 191V190H180ZM222 191V189H221ZM152 192V191H151ZM155 192V191H154ZM167 192V191H166ZM164 192V193H166ZM183 193V191H181ZM192 192V190H191ZM146 193V192H145ZM176 193V190H175ZM174 193V194H175ZM187 193V192H186ZM185 193V194H186ZM198 193V192H197ZM44 194L46 195V192H39L36 193V196L38 195H42ZM74 194V192H73ZM161 194V192H160ZM155 195V193H154ZM192 195V193L190 194ZM160 196V195H159ZM188 196V195H187ZM196 196V195H195ZM152 197L153 194H152ZM157 197V196H156ZM164 197V196H163ZM197 197V196H196ZM195 197V198H196ZM80 198V197H79ZM159 198V197H158ZM188 198V197H187ZM190 198V197H189ZM44 199V198H43ZM71 199V198H70ZM153 199V198H152ZM167 199V197H166ZM164 199V200H166ZM178 200V199H177ZM186 200V199H185ZM190 200V199H189ZM234 200V201H235ZM253 200V198H252ZM167 201V200H166ZM255 200H253L254 202ZM261 202H263V200H260ZM163 202V201H162ZM173 202V201H172ZM178 202V201H177ZM176 202V203H177ZM191 202V201H189ZM194 202V201H193ZM240 202V201H239ZM251 201H248V203ZM254 202V203H256ZM156 203V202H155ZM185 202H182V204ZM228 203V202H226ZM225 203V204H226ZM231 203V202H230ZM237 203V201L235 202ZM247 203V202H246ZM260 203V202H259ZM164 204V202H163ZM168 204L167 202H165V205ZM170 204V203H169ZM174 204V202H173ZM179 204V202H178ZM221 204V203H220ZM171 205V204H170ZM168 205V206H170ZM176 205V204H175ZM185 205V204H184ZM224 205V204H223ZM241 205H243L241 203ZM248 205V204H247ZM252 205V203H251ZM256 205V204H255ZM264 205V203H263ZM78 207H80L81 205L78 204ZM167 206V205H166ZM174 206V205H173ZM179 206V205H178ZM226 206V205H225ZM238 206V205H237ZM240 206V205H239ZM171 207V206H170ZM177 207V206H176ZM245 207H248L245 205ZM250 207V205H249ZM72 208V207H71ZM160 208V207H159ZM195 208V207H194ZM199 208V207H198ZM228 208V207H227ZM243 209L244 206L242 207ZM74 209V208H73ZM231 209V208H230ZM239 209V208H238ZM208 210V209H207ZM246 210V209H245ZM251 210V209H250ZM255 210V209H254ZM252 208V212L254 211ZM143 211V210H142ZM171 211V210H170ZM175 211V210H174ZM203 211V210H202ZM210 211L212 215H215L217 213H219V206L216 200H213V202L210 205ZM100 212V213H99ZM209 212V211H207ZM238 212V210H237ZM245 212V211H243ZM250 212V213H252ZM256 212V211H255ZM258 212V210H257ZM157 213V212H156ZM155 213V214H156ZM179 213V212H178ZM182 213V212H181ZM199 213V212H198ZM230 213V211H229ZM240 213V212H238ZM246 213H249L246 210ZM63 214V213H61ZM89 214V213H87ZM175 214H177L175 212ZM174 214V215H175ZM243 217L244 216L241 211V213ZM253 217L255 218L254 214L252 213ZM258 214V213H257ZM65 215V213H64ZM179 215V214H178ZM210 215L212 218L213 216ZM256 215V214H255ZM72 216V215H71ZM79 216V215H78ZM96 216V215H95ZM99 216H97V218H100ZM214 216V218H215ZM241 216V215H240ZM240 216H237L240 218ZM251 216V215H250ZM259 216V214H258ZM257 216V218H259ZM64 217V216H63ZM66 221H74L70 218V216H65ZM107 217V218H108ZM141 217V216H139ZM166 217V216H165ZM169 217V216H168ZM174 217V216H173ZM207 217V216H205ZM249 217V216H248ZM248 217L247 220H248ZM83 218V217H82ZM96 218V219H97ZM127 218V220H126ZM209 218V217H208ZM233 218V217H232ZM230 218V219H232ZM235 218V217H234ZM95 219V218H93ZM101 219V218H100ZM105 219V218H104ZM207 219V218H206ZM225 219V218H224ZM243 219V218H242ZM250 219V218H249ZM253 219V218H251ZM175 220V219H174ZM182 220V219H180ZM209 220V219H208ZM207 220V221H208ZM211 220V219H210ZM238 220V219H237ZM236 219L234 221H237ZM246 220V219H243ZM97 221V220H96ZM104 221V220H103ZM106 221V220H105ZM114 221V220H113ZM112 221V222H113ZM119 221V222H120ZM223 221V220H222ZM233 221V223H235ZM242 223V220H240ZM251 221H254L251 220ZM250 221V223H251ZM263 221V220H262ZM87 222V221H86ZM89 222V221H88ZM87 222V223H88ZM99 222V221H98ZM101 222V220H100ZM118 222V223H119ZM180 222V221H179ZM178 222V223H179ZM213 222V220H212ZM215 222V221H214ZM239 222V221H238ZM255 222V221H254ZM259 222V221H258ZM264 222V221H263ZM74 223V222H73ZM94 223V222H93ZM106 224H109L107 221L104 222ZM164 223V222H163ZM167 223V222H166ZM245 224V222H243ZM257 223V222H256ZM70 224V223H68ZM92 224V223H89ZM105 224V226H106ZM112 224V223H111ZM130 226V222L127 223ZM168 224V223H167ZM219 224V222L217 223ZM259 224V223H258ZM257 224V225H258ZM100 225V223L98 224ZM102 225V224H101ZM104 225V224H103ZM126 225V226H128ZM209 225H211L209 223ZM222 225V224H221ZM253 224L251 223L250 226H252ZM256 225V224H255ZM254 225V226H255ZM262 225V224H261ZM68 226V225H67ZM74 226H77L76 223H74ZM212 226V225H211ZM215 226V223H214ZM219 226V225H216ZM247 226V225H246ZM259 226V225H258ZM70 227V226H69ZM79 227V226H78ZM108 227V225H107ZM114 227H116V223L114 225ZM146 227V226H144ZM227 227L229 228V225H227ZM231 227V226H230ZM260 227V226H259ZM258 227V228H259ZM264 227V225H263ZM113 228V227H112ZM111 228V229H112ZM121 228L123 234L124 231ZM177 228V227H176ZM182 228V227H181ZM180 228V230H181ZM253 227H251L252 229ZM255 228V227H254ZM125 229V228H124ZM139 229V228H138ZM167 229V228H166ZM225 229V228H224ZM223 229V230H224ZM260 232H263L264 234V230L262 227L259 228ZM86 233L89 234V237L91 238L94 235V245H104L103 243H107L105 242V240L102 238V240L99 238L100 235L97 233L95 234V232L89 230V229H85ZM230 230V229H229ZM258 230V229H257ZM155 231V230H154ZM225 231V230H224ZM227 231V230H226ZM250 231V229H249ZM252 231V230H251ZM254 231V230H253ZM256 231V229H255ZM259 231V230H258ZM52 232V231H51ZM102 232V231H101ZM112 235H114L115 231H110ZM109 232V233H110ZM146 230H139V231H133V228L130 229L129 227L126 230V236L128 237V239L131 238V241H135L138 243L142 244V241H144V234H146ZM149 232V231H148ZM259 232V233H260ZM251 233V232H250ZM257 233V235L259 234ZM117 234V233H116ZM119 234V232H118ZM117 234V235H118ZM122 234V236H123ZM154 234V232L152 233ZM151 234V235H152ZM183 234V233H182ZM181 234V235H182ZM221 234V233H220ZM253 234V233H252ZM116 235V236H117ZM121 235V234H120ZM256 236V234H254ZM253 235V236H254ZM262 235V234H261ZM86 236V235H85ZM121 236V237H122ZM125 236V234H124ZM159 236V235H158ZM221 236V235H220ZM114 237V236H113ZM119 237V236H118ZM120 237V238H121ZM48 238V237H47ZM50 238V237H49ZM125 238V237H122ZM187 238V237H186ZM185 238V239H186ZM259 238V237H258ZM261 238V237H260ZM264 238V237H263ZM261 238V240L263 239ZM92 239V238H91ZM102 241H100V240ZM116 239V238H115ZM254 239V238H253ZM72 240H74L73 236H70L69 233L61 228H54V232L53 234H51V241H50V245H51V249H53L52 251L55 250V248H61V247H70L71 246V242ZM87 240V239H86ZM199 239H197L198 241ZM75 241V240H74ZM72 241V242H74ZM90 241V239H89ZM124 241V240H123ZM128 241V240H127ZM126 241V242H127ZM150 241V240H149ZM195 241V243L197 242ZM244 241V240H243ZM258 241V239H257ZM264 242V240H262ZM47 242V241H46ZM97 242V243H95ZM124 241V243H126ZM210 242V241H209ZM259 242H261L259 240ZM123 243V242H122ZM129 243V241H128ZM256 243V242H255ZM262 243V242H261ZM74 244V245H73ZM72 245L75 246V243H73ZM260 244V243H259ZM263 244V243H262ZM77 245V244H76ZM124 245V244H122ZM137 245V244H136ZM140 244H138L139 246ZM157 245V244H156ZM249 248H250V244H248ZM256 245H258L256 243ZM49 246V245H48ZM73 246H71L73 248ZM80 246V245H79ZM110 246V245H109ZM135 246V245H134ZM145 246V245H144ZM158 246V245H157ZM246 246V244H245ZM261 250L263 248L264 245H261ZM78 247V246H76ZM74 247V248H76ZM141 247V246H140ZM152 247V246H151ZM170 246H168L169 248ZM248 247H245L246 249H248ZM252 247V246H251ZM259 247V245H258ZM71 248V249H72ZM255 248V247H254ZM254 248L252 250H254ZM260 248V247H259ZM49 249V248H48ZM83 249H85L83 247ZM88 249H90L88 247ZM139 249V248H138ZM142 249V248H141ZM151 249V248H150ZM161 249V248H160ZM61 250V249H60ZM62 250H64V248H62ZM74 250V249H73ZM79 250L82 251V249L80 248ZM91 250V249H90ZM251 250V249H250ZM51 251V250H49ZM76 251V250H74ZM78 251V249H77ZM240 251V250H239ZM248 252H250L249 250H247ZM257 251V248H256ZM58 252V251H57ZM56 252V254H57ZM252 252V251H251ZM55 253V252H52ZM75 253V252H74ZM80 253V252H79ZM78 253V255L80 257H83L85 254H82V256ZM85 253V252H84ZM87 253V252H86ZM183 253V252H182ZM245 253V252H243ZM255 253V252H253ZM253 253L251 255H253ZM264 253V252H263ZM56 254L54 256H56ZM60 254H62L60 252ZM68 254V253H67ZM122 254V253H121ZM226 254V253H225ZM257 254V252L255 253ZM254 254V255H255ZM262 253H260V255L258 254L257 256H261ZM76 255V254H75ZM95 254H93L94 256ZM97 255V256H96ZM95 256L98 257L99 255L96 254ZM158 255V254H157ZM178 255V254H177ZM197 258L201 257L202 259L209 260V258L211 257L209 251L206 250V248H201V249H196L195 250V254H194ZM62 256H65L64 253ZM94 256V257H95ZM118 256V255H117ZM120 256V254H119ZM118 256V257H119ZM123 256V255H122ZM171 256L172 254L168 252V254L164 253V256H162V260H164L163 262L167 263L171 260ZM214 256V255H213ZM263 256V255H262ZM261 256V257H262ZM71 257V256H70ZM95 257V259H96ZM187 257V255L183 256V259H185ZM256 259V256H254ZM260 257V259H261ZM64 258V257H63ZM79 258V257H78ZM85 258V257H84ZM84 258H80V259H84ZM88 257H86L87 259ZM125 258V257H124ZM158 258V257H157ZM215 257H212L211 259H213ZM249 258H252L249 257ZM91 259V258H90ZM94 259V258H93ZM91 259V260H93ZM263 259V258H262ZM62 260V259H61ZM67 260V259H66ZM214 260V259H213ZM228 260V259H227ZM232 261V259H230ZM233 260L236 262V264H247L248 262V258L246 256H243V254H240L239 252L233 256ZM251 260V259H250ZM81 261V260H80ZM125 261V260H124ZM187 261V259H186ZM225 261V260H224ZM254 261V260H253ZM256 261V260H255ZM260 261V260H259ZM263 261V260H262ZM261 261V262H262ZM86 262V260H85ZM92 262V261H91ZM95 264V260L93 261ZM98 262V261H97ZM121 262V261H120ZM216 263V262H215ZM224 264H226L225 262H223ZM253 263V262H252ZM251 263V264H252ZM260 263V262H258ZM78 264V263H77ZM80 264V263H79ZM99 264V263H97ZM105 264V263H104ZM109 264V263H108ZM121 264H124L121 262ZM188 264V263H186ZM229 264V262L227 263ZM235 264V263H234ZM255 264V263H254ZM264 264V262H263Z\"/></svg>",
  "mask_w": 264,
  "mask_h": 264
},
{
  "label": "crops",
  "instance_id": "0c3cea01",
  "mask_svg": "<svg viewBox=\"0 0 264 264\" xmlns=\"http://www.w3.org/2000/svg\"><path fill=\"white\" fill-rule=\"evenodd\" d=\"M31 5L27 0H22V4L16 9H3L0 13V123L6 126L5 129H0V151L2 150L0 152V264H63V260L58 255L61 250L51 249V234L57 226L77 240L73 233L74 228L68 224L65 216L72 217L71 219L80 229L84 226L83 218L80 216L81 213L79 215L78 212H68L67 199H59L45 185L53 181V175L59 172L58 167L56 165L52 167L50 163L35 162L36 156L41 158L50 156V149L43 146L40 133H34L30 127L35 119L27 114L25 108L35 105L31 100L23 98L27 84L21 82V78L14 79L13 82H4L11 80L13 76L25 74L28 69L27 66L19 64L24 58V55L19 53L26 48L27 41L23 36L22 38L11 35V31L22 30L28 25L35 13V7ZM15 60L16 66L10 67ZM6 146L9 153L5 149ZM12 146L17 148L11 150ZM39 192H46L47 196L44 194L36 196ZM90 229L95 234L98 233L92 225ZM79 245L78 247L71 245L73 248L70 246L64 251L73 252L89 247L92 253H98L97 244L93 246V243L88 244L80 240Z\"/></svg>",
  "mask_w": 264,
  "mask_h": 264
}]
</instances>
